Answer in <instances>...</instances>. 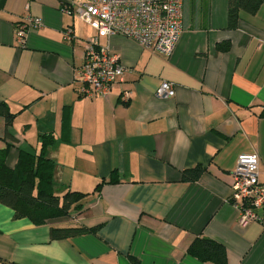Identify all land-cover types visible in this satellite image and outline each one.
Listing matches in <instances>:
<instances>
[{"label": "crops", "instance_id": "obj_1", "mask_svg": "<svg viewBox=\"0 0 264 264\" xmlns=\"http://www.w3.org/2000/svg\"><path fill=\"white\" fill-rule=\"evenodd\" d=\"M70 0H0V102L15 117L6 163L18 149L56 162L54 187L87 192L82 208L35 225L0 203V259L14 264H213L189 255L197 237L221 243L227 264H264V223L238 222L228 200L238 155L256 151L264 182V2L228 24L229 0H183L181 33L168 56L121 36L97 33L66 10ZM42 25L23 47L14 25ZM69 38H66V32ZM119 56L124 73L106 96L81 97L74 82L85 43ZM175 94L156 97L162 82ZM70 105V132L61 113ZM4 118L0 115V135ZM202 165L196 180L184 169ZM116 169L118 181L109 182ZM101 180L105 182L94 190ZM51 227H97L52 239Z\"/></svg>", "mask_w": 264, "mask_h": 264}, {"label": "built area", "instance_id": "obj_2", "mask_svg": "<svg viewBox=\"0 0 264 264\" xmlns=\"http://www.w3.org/2000/svg\"><path fill=\"white\" fill-rule=\"evenodd\" d=\"M182 3L183 0H70L66 10L74 12L97 33L121 35L168 56L181 33ZM41 25L37 16L23 17L14 25L16 44L23 47L28 31ZM123 73L119 56L99 44L96 35L85 43L83 62L75 69L77 93L87 98L106 96ZM174 94L173 84L167 81L155 93L159 98ZM259 162L256 151L241 153L230 173L228 200L236 208L241 225L264 223V182L259 178Z\"/></svg>", "mask_w": 264, "mask_h": 264}, {"label": "trees", "instance_id": "obj_3", "mask_svg": "<svg viewBox=\"0 0 264 264\" xmlns=\"http://www.w3.org/2000/svg\"><path fill=\"white\" fill-rule=\"evenodd\" d=\"M264 0H229L228 24L235 27L240 10L253 12ZM264 115V110L262 111ZM0 115L4 118V131L0 138L16 141V138L8 130L15 113H12L5 102H0ZM70 105H64L61 113V138L68 140L70 132ZM40 147L38 151L18 149L17 160L14 167L6 163L10 142L0 150V203L11 208L14 218L26 217L35 225L44 224L52 218L69 215L72 210L82 208L81 200L87 192L67 188L61 194L54 190V174L56 162L47 151L56 144V137L52 131L38 135ZM205 170L202 165L184 169L182 177L185 180H196ZM116 169L112 171L109 182H117ZM101 180L94 190H99L104 183ZM97 227H51L52 239L68 238L89 231H95ZM187 253L202 262L213 264H227L225 247L210 238L197 237L189 245ZM0 264H14L13 262L0 259Z\"/></svg>", "mask_w": 264, "mask_h": 264}, {"label": "rangeland", "instance_id": "obj_4", "mask_svg": "<svg viewBox=\"0 0 264 264\" xmlns=\"http://www.w3.org/2000/svg\"><path fill=\"white\" fill-rule=\"evenodd\" d=\"M58 188H59V187H58V184H56L55 187H54L55 192H56V191H59Z\"/></svg>", "mask_w": 264, "mask_h": 264}]
</instances>
